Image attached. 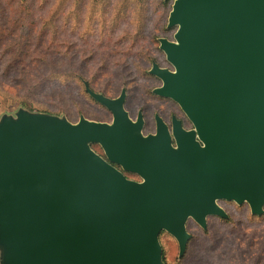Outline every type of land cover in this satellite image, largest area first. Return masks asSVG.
I'll return each mask as SVG.
<instances>
[{
  "label": "water",
  "instance_id": "1",
  "mask_svg": "<svg viewBox=\"0 0 264 264\" xmlns=\"http://www.w3.org/2000/svg\"><path fill=\"white\" fill-rule=\"evenodd\" d=\"M167 27L174 41L159 50L173 70L152 64L150 74L161 82L152 93L193 126L173 130L176 149L160 120L142 136L124 92L109 99L86 84L111 124L25 111L2 119V264H162L159 235L182 257L188 219L205 229L207 216L227 217L216 201L263 214L264 0H175Z\"/></svg>",
  "mask_w": 264,
  "mask_h": 264
},
{
  "label": "rangeland",
  "instance_id": "2",
  "mask_svg": "<svg viewBox=\"0 0 264 264\" xmlns=\"http://www.w3.org/2000/svg\"><path fill=\"white\" fill-rule=\"evenodd\" d=\"M174 1L0 0V125L20 111L111 124L85 84L109 99L124 92L132 121L138 111L147 119L154 108L164 112L150 99L161 85L150 70L153 63L173 70L159 39L174 41L177 28L167 27ZM150 132L148 124L141 133ZM216 204L227 218L207 216L205 229L188 219L183 257L169 234L160 235L165 264H264V214L251 215L245 203Z\"/></svg>",
  "mask_w": 264,
  "mask_h": 264
},
{
  "label": "flooded vegetation",
  "instance_id": "3",
  "mask_svg": "<svg viewBox=\"0 0 264 264\" xmlns=\"http://www.w3.org/2000/svg\"><path fill=\"white\" fill-rule=\"evenodd\" d=\"M152 94V92H151ZM151 100H154L156 102V104H162L163 108H164V112H161L160 110H158L157 108L153 109V112L151 113V116L149 117V119H147V116H145V114L142 111H138L136 118L134 121H132L127 113L128 118L132 121L135 122L138 119V116H141L142 119V128H141V132L146 128V126L149 124L150 126V133H147L145 135H142L144 137L148 136V135H155L156 130H157V120H160L161 124L166 128L169 137H170V145L172 146V148L176 149V142H175V138L173 136V130L175 128L180 129L184 132H189L191 130H193V126L191 124V122L189 121V119L187 118V116L185 115V113L180 109V107L171 99H167V98H162V97H158L154 94H152L150 96ZM125 105V99H124V104H123V108ZM142 134V133H141ZM195 140H197L196 137H194ZM200 146L201 143H199ZM95 146L100 147L97 144H94ZM101 152L97 153L101 158H103L106 162L107 159L102 151V149L100 148ZM112 167H114L116 170H118L119 172L122 173V175L131 181L134 182H142V179L132 173L126 172L124 170H122V168L119 165L113 164L108 162ZM206 219V218H205Z\"/></svg>",
  "mask_w": 264,
  "mask_h": 264
},
{
  "label": "trees",
  "instance_id": "4",
  "mask_svg": "<svg viewBox=\"0 0 264 264\" xmlns=\"http://www.w3.org/2000/svg\"><path fill=\"white\" fill-rule=\"evenodd\" d=\"M161 39H163V38H161ZM159 40H160V39H159ZM153 64H154V63H153ZM156 65H157V64H156ZM157 66H158V65H157ZM158 67H159V66H158ZM87 87H88V86H87ZM88 89L91 90L89 87H88ZM91 91H92V90H91ZM92 92H94V91H92ZM94 93H95V92H94ZM90 98H91V97H90ZM96 103H97V102H96ZM99 105H100V104H99ZM91 145H92V144H91ZM242 205H244V204H242ZM225 214H226V213H225ZM263 214H264V207H263ZM263 214H262V215H263ZM226 216H227V215H226ZM226 218H227V217H226ZM162 233H163V232H162ZM162 233H161V234H162ZM161 234H160V235H161ZM160 235H159V237H160ZM160 246H161V245H160ZM161 249H162V247H161ZM182 257H183V256H182ZM161 262H162V264H165V260H164V257H163V251H162V253H161Z\"/></svg>",
  "mask_w": 264,
  "mask_h": 264
}]
</instances>
